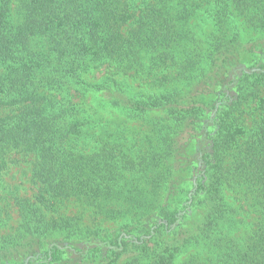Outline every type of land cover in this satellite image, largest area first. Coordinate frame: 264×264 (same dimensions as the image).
Wrapping results in <instances>:
<instances>
[{
	"label": "trees",
	"instance_id": "1",
	"mask_svg": "<svg viewBox=\"0 0 264 264\" xmlns=\"http://www.w3.org/2000/svg\"><path fill=\"white\" fill-rule=\"evenodd\" d=\"M0 264H264V0H0Z\"/></svg>",
	"mask_w": 264,
	"mask_h": 264
},
{
	"label": "rangeland",
	"instance_id": "2",
	"mask_svg": "<svg viewBox=\"0 0 264 264\" xmlns=\"http://www.w3.org/2000/svg\"><path fill=\"white\" fill-rule=\"evenodd\" d=\"M194 22H195L194 24H195L196 31L198 32V34L202 35L203 32H205L207 30V25L204 22L200 21L199 19L194 20ZM102 75H103V72L101 71V69H98V70H96L94 72L95 78H98V77H100ZM133 85H135V83ZM85 103L86 104L89 103V106H90V105H95L97 103V101L94 102V101L91 100V98H89V99H87L85 101ZM102 114L104 116L108 115L105 109H104V112H102ZM128 124L129 125H133V126L134 125L137 126V125L142 124V121L141 120H136L135 122H133V121L130 120L128 122ZM25 170H26V167L23 166V165L18 166V167H13L11 169L9 175H8V178L12 180V181L10 180L12 182V184H16V183L19 184V181H23L24 182L22 185L19 186V189H20L21 193L24 191V186H26L25 187L26 189L28 187L27 186V181H26L27 175L25 173Z\"/></svg>",
	"mask_w": 264,
	"mask_h": 264
}]
</instances>
